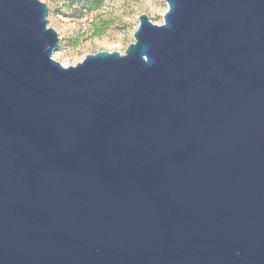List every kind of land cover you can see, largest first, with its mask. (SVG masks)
<instances>
[{"label":"water","instance_id":"water-1","mask_svg":"<svg viewBox=\"0 0 264 264\" xmlns=\"http://www.w3.org/2000/svg\"><path fill=\"white\" fill-rule=\"evenodd\" d=\"M75 66L0 0V264H264V0H165Z\"/></svg>","mask_w":264,"mask_h":264},{"label":"rangeland","instance_id":"rangeland-1","mask_svg":"<svg viewBox=\"0 0 264 264\" xmlns=\"http://www.w3.org/2000/svg\"><path fill=\"white\" fill-rule=\"evenodd\" d=\"M41 1L48 5L49 27L61 38L53 58L66 67L101 51L125 53L135 41L140 15L161 25L168 11L165 0Z\"/></svg>","mask_w":264,"mask_h":264},{"label":"trees","instance_id":"trees-1","mask_svg":"<svg viewBox=\"0 0 264 264\" xmlns=\"http://www.w3.org/2000/svg\"><path fill=\"white\" fill-rule=\"evenodd\" d=\"M98 33L97 34H100V31H97Z\"/></svg>","mask_w":264,"mask_h":264}]
</instances>
